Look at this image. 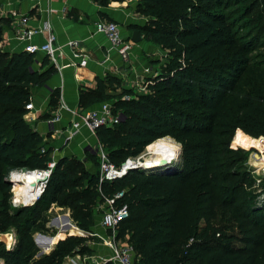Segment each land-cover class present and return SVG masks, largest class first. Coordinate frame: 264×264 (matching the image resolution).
<instances>
[{"label":"trees","instance_id":"16d2710c","mask_svg":"<svg viewBox=\"0 0 264 264\" xmlns=\"http://www.w3.org/2000/svg\"><path fill=\"white\" fill-rule=\"evenodd\" d=\"M232 1L140 0L137 11L149 20L132 27L165 52L163 63L153 62L158 74L145 80L142 92L107 74L80 93L81 108L111 100L112 111L123 117L95 131L113 164L119 167L171 137L181 145L177 168L131 170L99 182V173H89L83 161L63 156L40 196L20 207L10 203L6 172L48 169L52 148L24 116L31 88L45 85L55 70H35L33 54L0 47V233L13 228L16 234L11 249L0 242L4 264H62L67 256L89 254L86 238L58 233L63 239L37 257L36 222L55 205L68 208L76 224L59 217L58 228L90 231L97 200L118 192L116 205H126L128 217L116 236L127 240L142 264H264V201L251 191L254 179L242 167L245 152L234 142L241 134L252 138L248 145L264 156V52L255 50L264 22L253 34L243 32L245 16L256 7L262 6L257 13L263 18L264 0H251L241 12L227 11ZM119 86V93H109ZM59 95L52 92V106ZM96 156L87 153L85 160L98 166Z\"/></svg>","mask_w":264,"mask_h":264},{"label":"crops","instance_id":"0c3cea01","mask_svg":"<svg viewBox=\"0 0 264 264\" xmlns=\"http://www.w3.org/2000/svg\"><path fill=\"white\" fill-rule=\"evenodd\" d=\"M106 1L104 3L102 0H0V20L2 21L0 47L3 51L21 52L24 47V42L17 38L19 26L11 16L12 11L27 15L29 17L28 26L39 29L32 35L31 43L45 42L47 32L43 30V27L46 23L56 34L57 45L60 47V50L56 52V64L50 63L42 54L36 55L33 63V68L40 72L46 71L49 67H53L55 71L45 85L31 88V103L34 108L27 111L24 116L27 122L40 134L44 144L52 148L51 157L54 161L63 156L81 157L80 152L84 151L88 143L96 144L98 142L96 134L87 128H81L72 140H64V129L74 119V113L96 108L99 105L94 104L86 109L81 108V92L94 89L96 79H103L107 74L118 78L120 82L121 79L125 80L127 77L131 82L142 80L141 82L144 83L147 78L158 74V71H155L157 66L148 65L147 61L159 60L161 63L165 60V52L144 35L139 42L131 40L132 32L139 30L132 26L143 27L149 20L148 16L137 11L140 0ZM98 20L116 22L123 36L133 43L128 60H122L111 48L107 39L102 34L95 33L94 24ZM69 41H73L75 46L69 45ZM77 51L86 54L87 63L83 67L73 65L79 62V58L74 56ZM44 60H47L48 63L44 64ZM146 66H148V73L143 71ZM121 85L130 88L123 83ZM55 89L59 90L60 95L57 106H52L50 97ZM120 91L119 86L115 92L109 90V93H119ZM103 204V200L100 201L98 204L100 206L97 209L101 210ZM97 213L98 211L95 209L94 225L90 230L95 229L97 221L100 224V215ZM60 225L61 223L57 226ZM47 234L38 233L37 237H40L42 242L43 238H53V236L48 237ZM98 234L102 233L98 232ZM57 241L56 236L51 241L49 249L44 253L51 251ZM0 264H4L2 259H0Z\"/></svg>","mask_w":264,"mask_h":264},{"label":"built area","instance_id":"2783aa9c","mask_svg":"<svg viewBox=\"0 0 264 264\" xmlns=\"http://www.w3.org/2000/svg\"><path fill=\"white\" fill-rule=\"evenodd\" d=\"M11 16L14 20H16L15 22H17V25L19 26L17 38L19 41L24 42L23 51L33 54L34 56L42 54L48 59L50 63L56 64V52L60 50V47L57 45L56 34L52 32L50 25L46 23L43 27V30L47 32V38L45 42L41 44H35L31 43L30 40L32 35L37 33L39 29H34L28 26L29 17L25 14H18L15 11L11 12ZM94 31L95 33L102 34L107 39L111 45V48L117 52L122 60H128L130 58L133 43L123 36L116 22L110 20H98L94 24ZM68 44L75 46L73 41H69ZM74 56L79 58V62H76L73 65H77L79 67L86 65L87 58L84 52L77 51ZM144 87V83L139 85V88L142 91H144ZM33 108L34 107L31 102L25 105V109L27 111H30ZM121 120V114H116L112 111L111 102L106 101L99 103L96 108L86 109L80 112L77 111L74 113V119H72L69 126L64 129V140H72L79 133L81 128H87L90 132L95 133L97 128L102 126L112 128ZM94 150L99 161V182H103L104 180L111 181L121 178L130 170L144 169L139 165V163L143 159V155L146 151L136 158H126L124 162H122V164L117 167L109 160L107 152L98 142L95 144ZM54 165L55 161L51 158V161L48 164V169L42 170L45 171L46 177L41 180V191L36 199L44 190L47 178H49ZM14 170L29 171L28 169ZM9 178L11 177L9 176ZM121 196L122 192H118L112 197L103 198L104 204L100 213V225L105 234L89 233L83 230L85 232L83 236L90 234L99 237V239L104 242V245L110 249V254L97 259L93 256H89L88 254L76 253L74 255L65 257L62 264H105L106 262H111V264H142L139 261L136 253L133 251L132 247L128 244L127 240L117 239L116 236L117 226L121 221L128 217L127 206L116 205L117 199ZM20 205L22 206V204Z\"/></svg>","mask_w":264,"mask_h":264},{"label":"rangeland","instance_id":"374dc122","mask_svg":"<svg viewBox=\"0 0 264 264\" xmlns=\"http://www.w3.org/2000/svg\"><path fill=\"white\" fill-rule=\"evenodd\" d=\"M258 1L261 2V0H258ZM249 2H251V0H233L232 3H230L227 11H230V10H233L234 8H237V11L241 12L245 7H247L249 5ZM261 9H262V6H258L254 9V11L248 13V15L245 16V18L247 19V22H248L247 23L248 27H246V29H244L243 32L246 30H250L249 33L253 34V33L259 31V28L262 26V21L264 22V13L262 14L263 18H261V16L257 13L258 11H261ZM238 24H240V22H238ZM260 37L261 38L258 41L259 45L257 46V48L255 50H260L261 52H264V47L261 46L264 44V30L262 33H260ZM147 58H149V57H147ZM154 61L148 60L147 64L148 65L151 64V66L152 65L157 66V67H155V71L159 72L160 67L157 64L153 63ZM143 71H144V73H148L149 72L148 66H146ZM141 81L142 80H140V82H131L128 80L127 77L125 80L121 79V83H123L124 85H128V87L134 88V90L136 92H142V90H140V88H139V85H141V83H143ZM109 102H112V101L110 100ZM248 139H252V138H249V137L242 135V134L237 135L235 138V141H234L237 146H235V145H233V146L240 148L241 150H243L245 152L246 159L242 163V167H244V169L249 171L250 174L252 175V177L254 179V183H252L251 191L253 192V194L254 193L258 194L257 202H262V201H264V192L261 190V186H262L263 182H260V181H261V179H264V175L263 176L260 175L261 174V168L255 167V165L251 159L256 160L257 158L258 159L261 158V156L263 155V152L261 150H258L255 146L248 145V142H247ZM48 146L49 145H46L45 147H48ZM94 147H95V144L90 142V143H88V145L85 146L84 151L80 152L81 157H78L75 155L70 157V158H73L74 160L77 159V160L83 161L84 162L83 168L92 174L93 173L95 174L98 172L99 165L96 166L92 161H89V160L86 161L84 158L86 157L87 153L95 154ZM150 149L155 150V151H161V152L168 151V150H174L175 152L179 153L180 149H181V145L171 137L162 138L158 141L153 142L148 147V150H145L146 154L144 155V158L146 157V155H148ZM262 157L264 158V156H262ZM178 163L179 162L174 163V165L173 164H170L169 166L167 165L166 168L171 167V166H178ZM11 171L12 170H10V171L8 170L6 172V178H9V176H10L9 173ZM13 186H14V188H12ZM12 191L15 194L16 200L19 201L20 203H18L17 201H14ZM33 191H34L33 186H31L28 189H25L24 185L21 183H19L16 186H15V184L12 185L9 189L11 205L13 207H20L21 206L20 204H22L23 202H28L29 200L32 199L31 194ZM0 198H1V193H0ZM99 203H100V201L97 200L95 209L98 211V213L100 215L101 210L97 209L100 206V205H98ZM64 214H68V217L71 219L70 210L67 208H64V207L59 208L58 206H53L46 213H42L39 216V220L36 222V226H35L36 228L34 229L35 231H33V238L34 239L38 238L39 243L42 244V243H45V241L42 242L41 239H39V237H36V235L38 233L46 234L48 232V234H47L48 237L49 236L54 237V236H57L58 233H61L60 230L65 229L68 226L58 228V226H57L58 224H57L56 220L60 216L64 217L63 216ZM71 221L75 224V222L72 219H71ZM87 232H89V233L101 232L102 234H105V232L103 233V229H101L100 224H98V221L95 225V229L87 231ZM8 233L12 234V237H13L12 238L13 242L10 245L8 244L9 241L6 239L7 235L9 237ZM63 233H65L64 236L74 235V236L86 238V241H84V244L86 246H88L91 250L90 253L88 254L89 256H93V257L99 259V258H102L103 256H108L110 254V249L108 247H106L104 245V242L101 239H99V237H97L95 235L86 234L85 236H80L77 234L67 233L65 231ZM0 235H5L4 236L5 238L3 237V239L0 237V240H1L0 242L4 243L8 249H11L15 245L16 234H15V231L13 228L8 229L6 232L0 233ZM60 239H63V238H60ZM46 250H48V248Z\"/></svg>","mask_w":264,"mask_h":264},{"label":"bare ground","instance_id":"6f19581e","mask_svg":"<svg viewBox=\"0 0 264 264\" xmlns=\"http://www.w3.org/2000/svg\"><path fill=\"white\" fill-rule=\"evenodd\" d=\"M147 150H148V148H147ZM151 150L152 149H150L148 155H146V157L144 158V155L146 154V152H145V154L143 155L144 159H142V161H140V163H139V165L142 166L143 168H154V167H160L163 165L171 164V163L176 162L179 158V153L175 152L174 150H168V151H164V152L155 151V150L151 151ZM251 160L253 161L255 167L261 168V174L260 175L263 176L264 175V158L261 156V158H259V159L257 158L256 160H253V159H251ZM9 174H10V177L12 180L18 182L15 184V186L18 185L19 183L23 184L25 189H28L31 186H33L34 191L31 194L32 199L29 200L28 202H23L22 205L32 204L41 191L40 184H41V180L44 178V176L46 174L45 171L12 170ZM12 188H14V186ZM12 193H13V191H12ZM13 199H14V201L16 200L14 193H13ZM65 218H67V217H65ZM57 224L58 225L60 224L58 220H57ZM64 231L67 232V230H64ZM64 231L60 230L61 233H63ZM80 233L81 234H77V235L83 236L85 234V232L82 230ZM4 236L5 235H0V237L2 239ZM36 237H37V235H36ZM12 238H13L12 234H9V237L7 235L6 239L9 241L8 242L9 245L13 242ZM55 238H56V236H54L52 238V240ZM36 239H38V238H36ZM39 239H41V238L39 237ZM57 240H59V239H57ZM44 249L46 250L45 247H44Z\"/></svg>","mask_w":264,"mask_h":264},{"label":"water","instance_id":"95a60500","mask_svg":"<svg viewBox=\"0 0 264 264\" xmlns=\"http://www.w3.org/2000/svg\"><path fill=\"white\" fill-rule=\"evenodd\" d=\"M142 36H143V32L142 31H140V30H134L133 32H132V35H131V40L133 41V42H139V41H141V39H142ZM122 116V115H121ZM123 118V117H122ZM263 137V136H262ZM180 161H181V149H180V152H179V158H178V160L176 161V162H179L178 163V166H179V164H180ZM176 162H174V163H176ZM174 163H171V164H173L174 165ZM168 166L170 165V164H167ZM167 165H163V166H160V167H154V168H144V169H134V170H142V171H153V170H162V171H164V170H169V169H174V168H177L178 166H171V167H167L166 168V166ZM39 171H42V170H39ZM131 171V170H130ZM46 176H44V178H45ZM47 180H48V178H47ZM6 181L7 182H9L11 185H13V184H16V183H18V182H16V181H14V180H12L11 178H6ZM42 193V192H41ZM24 206H26V205H24ZM67 237V236H66ZM42 240H44L45 241V243H43V244H41V243H39V240L38 239H34V241H35V244H36V246H37V248L39 249V251H38V253H37V256H40V255H42V254H44V252H45V249H44V247L47 249V248H49L50 247V243H51V241H52V238H47V239H45V238H43ZM1 241V240H0ZM43 241V242H44Z\"/></svg>","mask_w":264,"mask_h":264}]
</instances>
